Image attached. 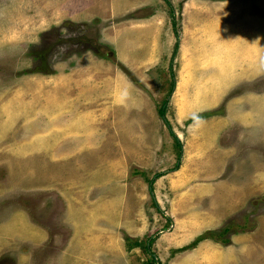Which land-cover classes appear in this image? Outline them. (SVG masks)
I'll list each match as a JSON object with an SVG mask.
<instances>
[{"label":"rangeland","instance_id":"rangeland-1","mask_svg":"<svg viewBox=\"0 0 264 264\" xmlns=\"http://www.w3.org/2000/svg\"><path fill=\"white\" fill-rule=\"evenodd\" d=\"M168 2L0 0V264H44L43 255L66 248L74 235L77 224L69 220L78 205L104 190L111 198L106 207L104 198L98 204L104 213L144 229L122 235L125 248H136L133 264H264V145L251 146L260 155L250 165L247 156L237 158L238 187L252 186L253 192L242 203L238 191L232 194L240 203L225 215L222 226L229 230L216 236L227 242L219 240L218 248L160 247L187 232L182 227L176 233L172 211L194 221L213 216L210 190L204 193L200 179L213 180L197 173L202 167L195 154L215 118L238 104L264 118V42L259 29L255 33L243 20L264 8V0ZM173 27L179 34L174 55ZM80 97L87 102L76 111ZM164 100L165 119L157 112ZM59 131L65 135L55 142L61 155L42 157ZM170 131L181 144L179 159ZM242 144L237 152L250 143ZM207 150L212 161L214 149ZM179 174L187 175L186 185L175 182ZM184 189L187 201L180 197ZM126 236L141 245L128 247ZM149 236L154 239L147 252ZM194 238L177 240L184 246ZM114 242L113 236L107 246Z\"/></svg>","mask_w":264,"mask_h":264},{"label":"crops","instance_id":"crops-1","mask_svg":"<svg viewBox=\"0 0 264 264\" xmlns=\"http://www.w3.org/2000/svg\"><path fill=\"white\" fill-rule=\"evenodd\" d=\"M243 20L248 21L253 25L255 33H257V30L259 29V34H258L259 40L261 42L262 41L264 42V38H262L261 30H260V28L264 27V8L255 10L253 14L251 13H249L248 15L246 14ZM235 25L238 26L239 22L235 23ZM257 39L258 38H255L254 40L256 41ZM84 87L85 86H82L80 89L86 90ZM74 102H75L73 103L74 108H77L75 110L79 111L82 107L86 105L87 101L82 100V98L80 97ZM243 102L246 103L245 101ZM229 105H231V103ZM238 105L237 107L233 108L234 111L233 110L228 111L225 117L221 116L215 118V121H213L212 123L213 130L210 131L212 138L211 135H209L208 137L204 136L205 139L204 141H202L201 144H198L199 148H197V153L195 154V163L201 164L203 171L202 172L200 170H197V173L202 174L203 175L202 177L205 180L208 178H212L213 180L211 183H205L203 180L199 178L200 181H202V183L204 184L203 185V189L205 190L204 193H207L208 190H210L211 193V196L209 199H207V201L208 202L210 201L214 206L213 208L214 212L211 218L212 220L205 218V216H201V215H199V217L197 216V219L195 221L190 217L184 219L183 217L180 218L179 216H176L175 213H173L172 211L171 215L174 217V219H176L175 222L176 233H178L179 228L182 227L186 229L187 232H185V234L183 233V235H179V237L178 236L175 237L174 238L175 240L172 239L171 241H166L167 243L166 242L160 243L161 248H182L183 246H180L181 243L179 242V240H177L178 238L184 240V239H188V237L190 236L196 237L197 235L201 234V232L203 233V231L205 232L207 230L209 231V230L220 229L219 227L222 226L223 222L227 219L225 217L226 213L230 212V210H233L236 207V205H238L240 202L242 203L244 199H246V197L253 192L252 186H247V185L243 186L245 187L244 191H241L242 187H238L236 180L237 176L235 173L236 171H239V168H242L240 166L242 165V163H239L237 161L239 159L237 158L239 157L244 159L245 156H247V158L250 159L248 164L249 163L252 164L254 163V159L256 160V156L260 155V153L258 152L252 153L253 147L251 146L264 145V118L261 117V114L259 116L256 112H254L253 115L245 107L244 108L241 107V109H239ZM228 108H230V106ZM256 108H260V106L259 107L256 106ZM231 131H236V132L229 135ZM203 132H205V130H203ZM73 133L67 132V135L69 136L73 135L72 137L76 136V134ZM61 134L62 133L59 131V133L57 134L58 137L57 136L54 137L53 139L54 143L51 144V148H47L44 151L40 152V154H42V157L50 156L51 159H55L58 158L59 155H61L58 152V149H56L59 146V144L58 143L55 144L56 141L59 142L60 140L65 139V135H63L62 137ZM242 143L245 144L250 143V144L246 146V150H244L245 151L244 153H242L241 151L237 152V146H239L240 149L244 147V144ZM208 148L214 149L213 150L214 157L212 161L207 159ZM188 155H190V153L186 152V157L183 165L184 168H186L185 166H187V169L191 163L189 160H187ZM196 166L198 167L197 169L200 168L197 164ZM183 167H181L180 169H182ZM223 173H229L232 175L226 179L222 176ZM216 175L217 178H219L217 181L214 180L216 178ZM258 177H261V175H258ZM177 181L180 183V185L183 184L186 185V183L188 182V177L187 175L183 177L182 174H179V178L175 182L177 183ZM187 187L185 188L186 190L188 189ZM262 187L263 186L259 185V188ZM185 189L180 191V195H181L180 197L183 200L187 201V191ZM235 191H238L241 194L242 201L239 200L240 202H236V199L232 197V194ZM102 192L104 194H107L106 190ZM103 193H101V196L94 197L91 198V200L86 201L84 205L79 204L78 205L79 211H77L76 214H74V212L72 213L73 217L75 216L76 217L75 218L72 217L71 220L69 221L75 220V224H77V229L75 230L74 235L69 240L67 247L57 252L53 256L48 257L46 255H43L41 260H39V262H43L44 264H133V262L130 260V258L132 257L131 252L135 251L136 248H125L123 244L122 235L124 231L132 234V236L141 235L143 234V232L141 231L142 230L144 231V229L140 228L138 224L136 226H132L130 224L123 226L117 221V219L115 220L110 217L111 215L114 216L115 214H109L107 212L104 213L103 212L105 210L104 207L102 205L100 207L98 206V204H100L102 202L101 199L104 198L106 204L105 207H106L107 205H109L111 198L110 196L109 197L104 196ZM225 193L227 196L223 195ZM134 201L137 202L138 204L137 200L134 199ZM74 202L75 200L72 201L71 203L76 204ZM72 204L70 206H72ZM75 209L77 208L72 206V210L75 211ZM99 210H101V213L98 212ZM103 217H105V220L102 219ZM263 218L264 216L261 215L260 220ZM26 219L27 221L25 223L27 224L28 217ZM108 219L111 221V224H113L112 225L113 228L109 230H107L108 228L107 223L106 225L102 224V222L105 223V221H107ZM95 226H99L100 228L97 229L95 228ZM222 227H224V225ZM258 228L259 225L255 229V232L258 231ZM28 229L29 226L27 224V231ZM27 231H25V233ZM108 231L112 234H109ZM113 236L115 238V242H114L115 246L109 247L107 246V243L112 242ZM234 236L238 237L239 234L238 235L234 234ZM251 236L252 233L246 235L248 239H250ZM37 240H39V238ZM219 240H217L216 238L212 239L210 237L203 238L200 241H198L194 247L190 248V250L194 248H206V247L218 248L220 247L218 245ZM232 241L234 242L235 240ZM231 247H232V243L228 244V248Z\"/></svg>","mask_w":264,"mask_h":264},{"label":"trees","instance_id":"trees-1","mask_svg":"<svg viewBox=\"0 0 264 264\" xmlns=\"http://www.w3.org/2000/svg\"><path fill=\"white\" fill-rule=\"evenodd\" d=\"M166 3L168 5V3H169L168 0H166ZM170 9H171L170 11H171L172 25L174 26L175 25L174 13L172 12V8L171 7H170ZM173 30H175L174 27H173ZM174 35H175V40L176 41H175L174 46H173V53H172V55L175 54V51L178 48V39H179L178 31L175 30L174 31ZM173 85H174V80H173V78H171V88L173 87ZM165 103H166V100H164L162 102V106H160L157 109V112H158L159 116L161 118H163V119H165V117H164V114H165ZM170 133L173 136L174 141H175V144L178 147L177 159H179L180 158V155H181V144H180L179 139L177 138V136L172 131H170ZM178 166H179V161L177 160V162L175 163L174 167H178ZM159 174L160 173H157V174H155V176L157 177ZM153 178H150V179L147 180L148 181V187H149L150 194H152V191H153V187H152V184L154 182V179ZM228 230H229L228 226H225V227H223V228H221L219 230H209V231L207 230V231H205V232L197 235L190 243H188L187 245L183 246L182 248H179V250L192 248V247H194L197 244L198 241H200L201 239L206 238V237L217 238L216 237L217 234L221 235L222 232L224 233V232H226ZM222 235H224V234H222ZM153 239L154 238L152 236H149L147 238L146 244H145V248H144L145 251H147V252L150 251V246L152 244ZM220 240L222 242H227V238H224V237L223 238L220 237ZM125 242H126V245L128 247L140 246L141 245V242L139 240L131 239V237H129V236H126L125 237Z\"/></svg>","mask_w":264,"mask_h":264},{"label":"bare ground","instance_id":"bare-ground-1","mask_svg":"<svg viewBox=\"0 0 264 264\" xmlns=\"http://www.w3.org/2000/svg\"><path fill=\"white\" fill-rule=\"evenodd\" d=\"M6 104V103H5ZM7 108V107H6Z\"/></svg>","mask_w":264,"mask_h":264}]
</instances>
